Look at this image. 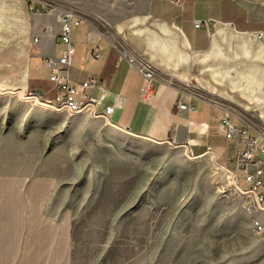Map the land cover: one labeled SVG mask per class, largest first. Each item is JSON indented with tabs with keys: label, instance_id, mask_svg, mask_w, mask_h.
<instances>
[{
	"label": "crops",
	"instance_id": "obj_1",
	"mask_svg": "<svg viewBox=\"0 0 264 264\" xmlns=\"http://www.w3.org/2000/svg\"><path fill=\"white\" fill-rule=\"evenodd\" d=\"M4 1L0 84L33 89L54 100L48 58L60 57L65 49L61 11L35 13L27 2ZM58 1L88 16L72 27L75 53L60 75L75 84L98 77L99 84L86 94L99 99L101 108L117 101L115 127L153 143L168 144L174 138L178 148L190 149L198 164L212 163L213 181L226 186L235 157L231 141L218 129L221 117L231 111L237 124L246 120L264 126V0ZM118 45L157 67L161 82L149 101L141 92L142 74L120 57ZM95 48L102 50L100 58L89 55ZM193 80L204 93L220 99L248 97L252 120L203 93L191 96L187 82ZM249 90V96L238 95ZM180 97L190 108L177 107ZM23 220L4 235L0 231V264H74L70 220Z\"/></svg>",
	"mask_w": 264,
	"mask_h": 264
},
{
	"label": "rangeland",
	"instance_id": "obj_2",
	"mask_svg": "<svg viewBox=\"0 0 264 264\" xmlns=\"http://www.w3.org/2000/svg\"><path fill=\"white\" fill-rule=\"evenodd\" d=\"M16 1L33 12L40 0ZM189 84L252 120L248 97L220 99ZM9 89L0 84L2 235L26 218L67 219L74 264H264V236L232 193L217 190L212 163L200 165L179 146L134 137L87 114L50 110Z\"/></svg>",
	"mask_w": 264,
	"mask_h": 264
},
{
	"label": "built area",
	"instance_id": "obj_3",
	"mask_svg": "<svg viewBox=\"0 0 264 264\" xmlns=\"http://www.w3.org/2000/svg\"><path fill=\"white\" fill-rule=\"evenodd\" d=\"M31 9L35 13L61 11V37L65 43V49L60 57L48 58V64L52 71L50 79L54 83L56 96L54 100L46 99L39 91L29 88H15L5 91L17 96L19 99L30 101L53 111L65 112L69 115L87 114L106 124L116 126L112 116L117 101L113 105L101 108L99 99L86 94L90 86L99 84L98 77L90 76L79 84H75L66 80L59 73L61 66L69 67L71 65V59L75 53V47L72 42L73 25L82 24L87 20L88 16L79 9L56 4L51 0L33 1ZM200 24V21H196V25ZM33 40L37 42L38 38L35 37ZM116 47L120 57L127 59L129 65L142 74L144 82L141 92L144 99L149 101L152 99L158 83L161 82L157 77V67L148 58L131 54L122 45ZM89 55L100 58L102 50L95 48ZM189 82H187V86H190ZM192 95H196V93L191 91ZM177 107L180 110L190 108L188 102L183 100L182 97L179 98ZM218 129L231 141L235 157V169H228L229 182L226 186L219 185L217 190L223 195L232 193L240 201L242 207L252 215L254 232L261 236L264 234V220L258 217L257 214L264 213V126L255 127L250 121L246 120L243 125L237 124L232 118L231 111H227L221 117ZM167 143L172 146H178L174 138H171ZM189 144V141L185 143L186 146ZM186 152L190 157L197 158L188 147Z\"/></svg>",
	"mask_w": 264,
	"mask_h": 264
}]
</instances>
